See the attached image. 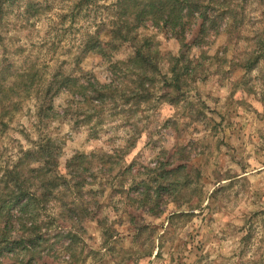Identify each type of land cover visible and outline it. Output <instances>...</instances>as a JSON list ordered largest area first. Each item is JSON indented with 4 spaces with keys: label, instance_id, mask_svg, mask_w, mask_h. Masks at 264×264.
<instances>
[{
    "label": "rangeland",
    "instance_id": "374dc122",
    "mask_svg": "<svg viewBox=\"0 0 264 264\" xmlns=\"http://www.w3.org/2000/svg\"><path fill=\"white\" fill-rule=\"evenodd\" d=\"M115 1L97 0L78 11L76 0H17L4 10L1 190L7 186L5 167L42 138L59 148L60 174L66 173V162L75 153L101 158L107 152L111 157L104 168L112 172L87 175L90 184L79 199L90 204H73V213H81L80 223L63 221L73 236L60 240L71 241L74 251L70 258L61 255L59 264H264V0H218L209 6L213 10L205 9L209 16L202 38L181 58V67L188 65V71L181 75L175 103L169 101L172 88L163 79L169 81L179 41L157 26L141 24L135 29L136 41L146 40L159 52L160 74L151 82L148 102L137 104L130 98L138 81L130 71L133 65L122 63L132 55L131 45L122 43L109 51L121 62L115 66L97 54L81 52L89 34L111 23ZM35 9L40 13L34 15ZM189 17L184 18L187 37L196 20ZM255 54L260 58L247 69ZM60 71L77 80L73 83H83L87 93L95 84L116 86V97L105 104L104 118L92 135L89 126L95 116L89 124H75L76 116L69 115L71 119L53 116L38 125L35 97L46 92ZM51 89V113L61 112L71 96ZM10 100L16 106L11 120L4 116ZM65 125L69 132H64ZM177 146L180 156L173 151ZM137 147L140 151L128 163L126 157ZM177 163L181 183L168 191L173 180L169 171ZM95 165L102 164L95 158L94 171ZM143 181L151 188L143 187ZM160 183L166 189L156 194ZM108 185H116L113 197ZM145 190L150 191L148 198ZM169 201L177 210L165 218L167 226L154 223ZM184 207L188 210H179ZM40 212L43 218H54L53 225H60L66 215L60 203ZM94 212L104 225L91 218Z\"/></svg>",
    "mask_w": 264,
    "mask_h": 264
},
{
    "label": "trees",
    "instance_id": "16d2710c",
    "mask_svg": "<svg viewBox=\"0 0 264 264\" xmlns=\"http://www.w3.org/2000/svg\"><path fill=\"white\" fill-rule=\"evenodd\" d=\"M17 0H0V23L6 8L14 4ZM97 0H76L75 10L81 11L88 9ZM218 0H116L113 4L114 16L110 24L102 23L99 27L89 34L83 44L82 51H88L102 57L104 62L115 66L121 63L113 60L111 50L117 48L122 43H128L133 47L132 55L123 61L126 67L131 66L130 71L135 73L137 87L134 88L130 98L134 103L145 102L151 96V82L155 75H159L158 60L159 52L153 48L150 42L144 40L138 44L135 37V29L141 24H151L157 26L168 37H173L179 41V54L174 59L173 65L170 67L171 76L169 81L164 80L165 86L172 88L168 94L171 103H175L179 99V91L181 86V75L188 71V65L181 67V58L184 57L185 50L189 46L195 45L196 40H201L199 35L205 31L207 17L209 16L205 9L210 8L211 4L218 3ZM30 10V7H29ZM40 9H35L33 14H39ZM213 10V9H209ZM190 16L189 19H196L193 28L188 37L184 33V18ZM216 19V17H214ZM195 30V32H193ZM102 36V37H101ZM200 42V41H199ZM198 42V44H199ZM264 44V39L261 40ZM264 49V45L262 46ZM77 57V56H76ZM260 55L252 57L245 64L247 69L257 63ZM84 77V76H83ZM75 79L64 71H60L54 76V80L50 81L46 92L36 96L37 110L36 117L39 121L38 125L45 119L50 117L66 118L75 115V124H89L93 116L96 122L89 126L90 135L95 130L97 123L103 120L104 111L107 109L105 104L115 99L116 95L113 91L116 86L111 84L92 85L94 91L87 93L86 86L78 84ZM78 84V85H77ZM54 86L55 93H66L71 96L70 100H66L65 107L61 112H52L50 94ZM74 87V88H73ZM97 87V88H96ZM27 88V87H26ZM127 96V95H125ZM129 96L125 98L127 102ZM148 102V101H147ZM4 116L12 118V111L16 110L12 100L9 101ZM10 107V108H9ZM69 118L71 119V117ZM0 122L6 125L4 118H0ZM41 139V138H40ZM32 149L21 150L20 155L12 165H7L4 169L3 183H10V189L6 186L3 190L0 188V264H59L60 256H72L74 251L71 241H65L61 238H72L70 229H66L63 221L71 220L80 223L81 213L74 210V203L90 204L88 201H81L80 193L83 187L90 184L87 175L97 176L98 173H111L112 168L105 169V164L110 160L111 155L107 152L100 154L101 158L95 157L94 154L75 153L65 166L66 173L60 174L58 169L59 148L53 147L49 139L46 141L42 138ZM175 154L181 155V147L173 149ZM116 152V151H115ZM96 158L97 163L93 168V161ZM168 170V169H167ZM173 180L168 182V188L163 187L165 183L157 184L156 194L163 189L170 191L181 183V165L177 163L171 166L169 171ZM163 180V175L158 176ZM167 183V180L164 179ZM143 187H150L147 182H141ZM109 186V185H108ZM99 187L103 190L107 188L104 183ZM109 196H114L116 185L109 186ZM100 189V190H101ZM146 197L151 196L149 190H145ZM145 191H142L141 196ZM91 192V191H90ZM148 195V196H147ZM60 203L64 208L66 215L63 216L62 222L54 224V218L49 215L42 217V212L46 211L50 205ZM93 204L95 202H92ZM98 205V204H97ZM99 206V205H98ZM72 212V214H71ZM80 214V215H79ZM85 214H87L85 210ZM91 218L98 220L96 213L91 214ZM99 224L103 223L98 220ZM105 227V226H103ZM109 231V227L105 228ZM16 236L13 237L12 233ZM66 233V234H65Z\"/></svg>",
    "mask_w": 264,
    "mask_h": 264
},
{
    "label": "clouds",
    "instance_id": "9594fccd",
    "mask_svg": "<svg viewBox=\"0 0 264 264\" xmlns=\"http://www.w3.org/2000/svg\"><path fill=\"white\" fill-rule=\"evenodd\" d=\"M161 39H162V37H161ZM56 103H57V105H59V104L61 103V101H60V100H57ZM63 130H64V132H69V128H68V126L65 125V127H64ZM17 138H18V139H21V141L23 142L22 138H20V137H17ZM35 138H36V137H35V135H34V136H33V139H35ZM139 151H140V148H139V147H137L136 149H134V150L131 152V154L128 155V156L126 157L127 162L130 163L131 160H132V158H133V157L136 155V153L139 152ZM152 167H155V165H153ZM224 182L226 183L227 181H224ZM176 210H177V209H176L175 204H173L171 201H169L168 204H167V209H166V211L164 212V214L160 217L159 220H155L154 223L159 224V223L163 222L164 225H165V227H166V226H167V220H166L165 218L169 215L170 212H172V211H176ZM179 210H180V211H187L188 209H187V207H184L183 209H179ZM161 234H163V233L161 232ZM12 235H13V237H15V236H16V233L13 232ZM229 243H231V242H229Z\"/></svg>",
    "mask_w": 264,
    "mask_h": 264
}]
</instances>
